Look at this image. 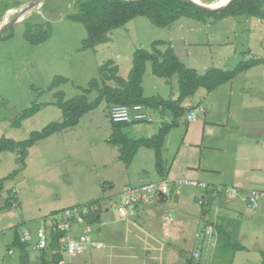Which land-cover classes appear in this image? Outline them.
<instances>
[{
	"label": "rangeland",
	"instance_id": "374dc122",
	"mask_svg": "<svg viewBox=\"0 0 264 264\" xmlns=\"http://www.w3.org/2000/svg\"><path fill=\"white\" fill-rule=\"evenodd\" d=\"M17 1L0 0V24L4 18L10 20L16 16L10 12L15 8L8 12L5 9L16 6ZM75 1L84 0H42L32 14L49 23L51 37L38 45L24 40L23 22L15 23L0 34V139L24 141L30 133L61 121L62 113L53 105L55 95L62 93L65 100L84 95L83 91L92 80L99 78V68L107 61H113L118 76L127 80L135 51H150L155 41L165 44L159 46V50L173 49L185 67L199 75L208 69L231 71L241 62L264 58V21L243 17L218 22L209 18L206 23L181 18L165 28L154 26L145 17H136L109 32L105 44L85 50L82 48L85 28L66 18L75 12ZM196 1L217 5L226 0ZM9 34L12 37L6 39ZM56 77L67 82L48 90ZM143 79L144 97L174 99L178 96L177 78L167 82L154 76L150 63L146 65ZM231 81L233 99L229 101L227 95L213 99L214 104H225L224 110L231 104L230 124H215L203 132L204 121H199L203 115L197 113L194 121L187 122L185 113L167 135L162 156L169 170L168 179L178 175L203 182L209 190L217 188L219 183L233 184L232 178L225 181L215 171L222 170L224 160L227 161L224 170H229V177L232 171L229 167L237 168V152L232 149L234 138L241 134H264V66L253 67ZM231 81L222 86H229ZM205 92L199 89L188 98L187 104L200 102ZM165 93L173 95L166 97ZM96 97V93L89 95V102ZM33 103L45 106L19 128L13 127L17 115ZM243 103L247 104L246 108ZM109 109L101 102L85 114L76 127L39 141L23 159L17 151L0 154V251L5 253L11 247L15 232L19 235L27 231L32 236L27 249L29 263L38 264L41 252L32 245L38 241L37 232L43 228V219L52 213L58 216L66 209L97 206L98 218L93 221L92 215L87 218L91 229L87 237L93 243H101L102 247H87L73 259L74 264H187L190 257L192 264H262L264 199L259 201L258 208L248 207L241 194L236 200L226 201L225 205L231 204L233 208L227 211L229 224L223 223L225 233L220 240L214 224L210 226L217 223V207L213 204L203 208L198 204L200 188L174 189L165 203L147 206L142 214L131 219L119 218L110 207L111 200L115 202L113 197L123 187L146 184L157 178L151 150L139 149L128 167L118 161L117 148L105 143L112 128ZM224 114L228 117L226 111ZM212 115L214 121H219L223 115L219 113L218 104ZM164 117L153 115V123L130 124L123 132L132 139L148 138L172 120L169 114ZM187 135L192 140L182 145ZM221 137H225V141L220 140ZM226 148L227 152L222 150ZM200 163L203 169L213 170L209 176L198 179L188 176V171H184L187 169L181 168V165L191 167ZM202 210L206 216L202 215ZM183 213L188 216H182ZM207 226L212 228L213 235L199 237ZM82 230L81 224L74 223L71 237L78 238ZM239 246L244 250H238ZM5 259L10 264L21 262L17 251Z\"/></svg>",
	"mask_w": 264,
	"mask_h": 264
},
{
	"label": "trees",
	"instance_id": "16d2710c",
	"mask_svg": "<svg viewBox=\"0 0 264 264\" xmlns=\"http://www.w3.org/2000/svg\"><path fill=\"white\" fill-rule=\"evenodd\" d=\"M21 3L24 2L18 0L16 6L7 7L5 11L17 8ZM44 7L45 5L42 6V8ZM73 7L75 12L68 14L66 18L72 22L82 24L85 28L86 39L82 46L85 50L94 49L100 44H105L108 41L107 35L109 32L123 27L136 17H145L158 28L168 27L181 18L193 19L202 23H206L209 18H213L214 22H218L229 17L255 18L264 21V0H233L224 10L216 13L202 11L188 0H84L75 1ZM22 22L25 24L23 38L29 44L38 45L51 37L49 23L42 20L37 14H31ZM11 37L12 34H9L6 39ZM163 45H165L163 42L155 41L152 43L150 51H135L132 69L127 80L118 76V68L110 60L99 68V78L89 83L88 89L83 91L84 95L65 100L62 93L56 94L53 105L61 111V121L52 122L42 130L30 133L28 139L24 141L16 142L1 138L0 154L17 151L19 158L23 159L27 151L39 141L76 127L80 119L96 109L101 102H105L109 107L141 104L160 116L171 115L172 120L161 125L152 136L141 139L129 138L123 132L124 128L130 124L111 122V134L105 143L110 147L117 148L118 161L128 167L139 149L151 150L154 154L155 173L159 179H165L167 173L162 151L169 132L177 127L178 120L189 111V109L183 107L184 101L192 97L199 89L211 93L218 87L230 82L238 74L256 66H264V58L241 62L231 71L208 69L204 74L199 75L195 70L185 67L177 58L173 49L169 47L164 51L158 49L159 46ZM147 63L151 64V72L154 76L167 82L173 77L177 78L179 90L175 99H163L159 96L144 97L142 82ZM66 82L67 80L56 77L48 90ZM109 83H113L114 86H110ZM92 93H96L97 97L94 101L89 102L88 96ZM43 106L45 104L33 103L17 115L12 126L19 128L23 121L33 117ZM211 203L212 201L205 200L200 206L205 208L211 206ZM54 214L52 213L49 217L43 219V225L46 228L50 225V220L47 221V219H51ZM92 216V221L98 218L97 214ZM213 227L218 240H220L225 233L224 229L215 225ZM47 233L48 246L46 249L40 250L41 255L38 264H59L63 259L59 243L63 234L56 233L54 230H48ZM225 245L230 246L227 243ZM11 248L20 253L21 262L19 264H30L28 246L20 243L19 235L16 232ZM238 250L242 251L244 247L239 246ZM192 259L191 257L187 259V264H192ZM262 264H264V260Z\"/></svg>",
	"mask_w": 264,
	"mask_h": 264
},
{
	"label": "built area",
	"instance_id": "2783aa9c",
	"mask_svg": "<svg viewBox=\"0 0 264 264\" xmlns=\"http://www.w3.org/2000/svg\"><path fill=\"white\" fill-rule=\"evenodd\" d=\"M154 112L149 110L146 106L141 104H135L131 106L127 105H114L109 109V120L112 123L117 124H135V123H147L151 124L154 121ZM188 120L194 119V112L188 114ZM182 187H194L206 190L207 184L188 179L168 180L158 179L156 181H150L146 184L138 186H126L123 187L113 198L115 202H110V207L115 209L121 220H127L136 217L141 213L142 209L153 205L157 200H167L174 189H180ZM178 193L177 191L175 192ZM245 198L246 204L251 208H258L259 201L264 199V192L256 189H251L246 192ZM219 194H224L228 200H236L240 192L233 187H223L212 189L209 196L211 198L217 197ZM205 202L204 199H199L198 204L202 205ZM109 207L105 210L108 211ZM98 211L97 206L82 207L78 210L76 208L66 209L58 216H53L50 219V225L47 228L43 225L42 229L37 232L38 241L35 245H32L33 249L44 250L48 246V230H54L56 233L63 234L60 238V251L63 255V259L59 264H74L73 259L84 253L85 249L92 246L96 249L102 247L101 243H93L87 237L90 232V226L87 224V219L90 215L96 214ZM166 218V217H164ZM74 223L81 224L83 226L82 234L78 238L71 237L72 226ZM212 228L206 227L199 237L212 236ZM19 241L27 246L32 242V236L24 231L19 234ZM14 251L11 247L8 248L5 253L0 251V264H10L5 258L13 256ZM6 260V261H5Z\"/></svg>",
	"mask_w": 264,
	"mask_h": 264
},
{
	"label": "crops",
	"instance_id": "0c3cea01",
	"mask_svg": "<svg viewBox=\"0 0 264 264\" xmlns=\"http://www.w3.org/2000/svg\"><path fill=\"white\" fill-rule=\"evenodd\" d=\"M143 84H144V79L142 82V86H143ZM166 85H168L167 82H166ZM198 91L195 94H197ZM206 93L207 92H205V94L200 97L201 101L198 103L187 104L188 99H186L184 101L183 107L186 109H189V111H187V113L185 115L186 121L187 122L194 121L197 113H199L200 115H203V117L199 119V121H201V120L204 121L203 132H205L206 127H210V126H213L215 124H220V123L223 124V122H227V124H230L229 122H230L231 104H228L226 110H224L225 104H220V102L214 104L213 99H219L220 95H222V96L227 95L228 100L231 101L233 99V95H234L232 81H231L229 86H222V87L216 89L215 91H213L212 93H209V94L208 93L206 94ZM168 94L165 93V96L167 97ZM169 95L172 96L173 94H169ZM176 96L177 95L174 96V99L176 98ZM242 102H244V101H242ZM217 104L219 105V113L223 114V115H221L219 121H214L215 120L213 118L214 116L213 115L211 116V114L214 113V111L216 110ZM240 104H242V103H240ZM244 104L245 103H243V105ZM246 105L247 104L244 105V108H246L245 107ZM225 111H226V114L228 115V117L225 116V114H224ZM192 112H194V119L188 120V118H187L188 114H190ZM154 115L160 116L157 113H154ZM164 116H161V117H164ZM210 118H213V119L210 120ZM164 119H165V117H164ZM153 134H155V133H153ZM191 140H192V138H190V136L187 135L185 137L184 141L182 142V145L184 143L186 145L189 144V141H191ZM220 140L225 141V137H221ZM262 140H264V134L262 136H258L255 134H251V135L241 134L237 138H234V144L232 145V149H234L237 152V155H236L237 161L236 162H237V168L238 169L236 167H233L232 163H230V166H232V167H229V168H231L232 171H231V174L229 177V170H228V172L224 170V168L226 167L225 166L226 162H227L224 160L221 164L222 170L215 171L218 174H221L225 181H229V180H231L230 178H232L233 184L231 186H228L225 183H219L217 188L233 187V188L238 189L240 194L244 196V202L245 203H246L245 198L247 196L246 192L248 190L256 189V190L264 192V142ZM227 141H229L228 137H227ZM222 150L227 152L228 148L222 149ZM138 153H137V155H138ZM226 158H227V155H226ZM181 168L183 170L187 169L184 171H188L187 172V173H189L188 176H194L198 179L204 178L205 175L209 176L211 171H213L212 169L211 170L210 169H203L201 163L197 164V165H191V167L181 165ZM165 169H166V167H165ZM233 169L235 170L234 173H233ZM199 170H200V172H199ZM168 172H169V170L166 169V173H167L166 178L167 179H168V177H167ZM203 173H205V174H203ZM155 175H156V173H155ZM156 178H157V180L159 179L157 175H156ZM177 179H181V178L178 177V175H175V176H173V179H168V180H177ZM154 181H156V180H154ZM217 188H212V189H217ZM212 189L209 190V188H207L206 190H202V193L200 194L199 199L201 198V199L207 200L208 202L212 201L211 204L212 205L215 204V206L217 207V213L215 214L217 223L216 224L212 223L210 226H212L214 224L215 226L223 228L224 224H229L230 217L228 219L227 211H229L233 207L231 206V204L225 205V202L228 201V199H226V196L224 194L219 195L215 198H211L209 196V194L211 193ZM166 201L167 200L159 199L155 203H165ZM173 201L177 202L176 198H174ZM231 201H233V200H231ZM262 205H263L262 209L264 211V200L262 201ZM140 214H142V212ZM205 214L206 213H204V211L202 210V215L206 216ZM182 216H188V214L183 213ZM207 222H209V221H207ZM226 222H228V223H226ZM207 227H209V226H207ZM241 236L244 238L245 234H242ZM12 241H13V239H12ZM12 241H11V243H12Z\"/></svg>",
	"mask_w": 264,
	"mask_h": 264
},
{
	"label": "water",
	"instance_id": "95a60500",
	"mask_svg": "<svg viewBox=\"0 0 264 264\" xmlns=\"http://www.w3.org/2000/svg\"><path fill=\"white\" fill-rule=\"evenodd\" d=\"M188 1L202 11L216 13L224 10L233 0H226V2L218 5L203 4L196 0ZM41 2L42 0H29L28 2H25L21 7L15 8L14 13H16V16L11 18L10 20H8V18H4V21L0 24V34L15 23L22 22L23 20L28 18L33 12H35V10L39 6H41Z\"/></svg>",
	"mask_w": 264,
	"mask_h": 264
},
{
	"label": "bare ground",
	"instance_id": "6f19581e",
	"mask_svg": "<svg viewBox=\"0 0 264 264\" xmlns=\"http://www.w3.org/2000/svg\"><path fill=\"white\" fill-rule=\"evenodd\" d=\"M220 1H223V0H219V2H220ZM225 2H226V1H225ZM219 4H222V2H220ZM217 5H218V4H217ZM10 12L13 13V12H15V11H14V9H13V10H10ZM8 14H9V13H8Z\"/></svg>",
	"mask_w": 264,
	"mask_h": 264
}]
</instances>
